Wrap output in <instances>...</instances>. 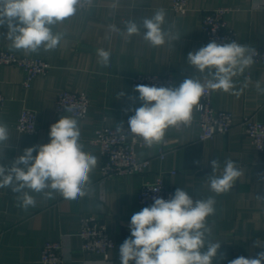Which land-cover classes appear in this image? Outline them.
<instances>
[{"label":"crops","instance_id":"crops-1","mask_svg":"<svg viewBox=\"0 0 264 264\" xmlns=\"http://www.w3.org/2000/svg\"><path fill=\"white\" fill-rule=\"evenodd\" d=\"M218 7L231 9L226 21L236 32L238 43L264 47V0H190L184 14L172 10V0H94L89 11L55 26V31H63L66 36L49 52L10 51L7 26L0 27V49L18 56H42L50 64L49 72L33 79L27 89L23 86L26 75L21 68L0 65V93L6 98L0 120L9 128L8 147L0 164L10 167L24 149L50 142V126L61 116H71L55 111L54 102L62 90L89 95L91 105L86 117H71L78 120L83 150L98 160L90 173L91 191L82 199L66 200L59 193L46 199L43 194L30 192L36 205L25 211L18 206L19 194L10 187L0 188V264H43L42 249L53 241L62 243L61 264H121L119 248L131 235V217L148 206L139 202L140 189L158 178L167 188L184 189L194 201L215 196L216 213L208 217L212 228L209 239L221 243V248L213 264H229L240 256L256 258L264 251V199L258 198L264 197V154L256 150L238 125L229 133L206 141L199 140L197 123L181 130L169 127L164 137V141L170 142L166 157H158L159 145L138 148L141 158L150 159L147 172L122 178H102V155L93 142L100 127L113 126L142 106L132 82L137 74L172 73L174 87L187 77L203 82L201 74L188 65L187 55L209 43L202 28V16ZM160 8L166 11L165 29L180 37L179 40L152 47L142 34L127 37V20L139 24L142 17L150 18ZM111 24L120 31H111ZM98 48L111 53L108 67L99 64ZM233 79L234 91L243 89L240 95L212 91L214 107L231 112L237 124L246 116L264 121V95L258 94L255 87L257 82L264 87V63L253 64ZM120 92L124 95H119ZM24 108L37 113L38 128L34 134L16 129ZM228 159L235 162L242 175L229 192L216 195L207 180L213 174L211 162L220 163L216 175H221ZM89 215L103 217L114 239L115 246L108 258L82 251L81 220Z\"/></svg>","mask_w":264,"mask_h":264},{"label":"clouds","instance_id":"clouds-1","mask_svg":"<svg viewBox=\"0 0 264 264\" xmlns=\"http://www.w3.org/2000/svg\"><path fill=\"white\" fill-rule=\"evenodd\" d=\"M93 4L94 0H0V27L7 26L10 51L49 52L66 36L63 31H55V26L89 11ZM165 24L166 11L160 8L150 18L142 17L139 24L127 20L125 31L129 38L142 34L152 47H160L180 39L165 29ZM109 28L120 31L115 24ZM256 52L236 40L211 41L187 55L188 65L201 74L203 82L200 78L187 77L178 87L136 85L134 90L139 93L142 106L135 108V114L128 118V132L141 138L149 148L162 144L169 127L191 122L193 110L200 106L206 92L219 90L240 95L243 89L234 91L233 78L244 74L254 64ZM96 55L102 67L110 65L109 51L98 48ZM255 87L258 94L264 95L260 82ZM118 94L122 96L124 92ZM123 130V124H119L116 131ZM49 137V143L24 149L10 167L0 164V188L10 187L19 194L18 206L25 211L36 205L30 192L43 194L46 199L59 193L66 200L75 201L91 191L90 173L98 160L83 150L78 120L61 116L50 126ZM8 141V125L0 120V158ZM211 166L213 174L207 180L216 195L229 192L242 175L231 159L224 161L221 175H216L220 168L218 161L213 160ZM150 188L153 192L159 191L158 186ZM153 200L150 206L132 215L131 235L119 248L121 264H213L221 248V243L209 239L212 228L208 217L216 213L215 196L194 201L184 189L177 188L170 199L153 197ZM219 258H223V254H219ZM229 264H264V251L256 258L240 256Z\"/></svg>","mask_w":264,"mask_h":264},{"label":"built area","instance_id":"built-area-1","mask_svg":"<svg viewBox=\"0 0 264 264\" xmlns=\"http://www.w3.org/2000/svg\"><path fill=\"white\" fill-rule=\"evenodd\" d=\"M190 0H172V10L177 14L188 11ZM228 7H218L206 11L202 16V28L208 42L227 43L237 39L236 32L228 25L226 15L230 13ZM257 51L254 64L264 63V47L253 46ZM0 65H11L21 68L26 75L23 82L24 88H29L33 79L46 75L50 70V64L42 56H18L14 52L0 49ZM133 84L156 85L158 87H174L173 74L164 75L139 73L132 78ZM6 98L0 93V113L5 105ZM91 105L90 97L84 92L62 90L54 102L55 111L59 114H69L78 118H85ZM71 108L72 111H66ZM127 119L117 122L113 126L104 125L96 131L93 140L101 151L103 179L122 178L130 175L145 174L150 166V159L141 158L138 148H147L143 140L133 137L127 130ZM197 123L200 126L199 140L206 141L217 135L229 133L235 126L242 129L243 134L251 140L256 150L264 154V121H256L246 116L237 124L231 112L218 110L213 104L212 91H208L201 97L200 106L194 108L192 120L188 125L175 126L181 130ZM119 124H123L124 130L117 132ZM37 113L29 108H24L18 118L16 129L19 132L34 134L37 132ZM170 142L164 141L159 144L158 157L164 159L168 154L167 146ZM159 191L153 192L150 187H157ZM175 190L167 188L161 178L154 182L142 185L138 199L142 205L150 206L153 197L168 200L174 195ZM79 236L82 240V251L108 258V253L115 246L111 234L108 232L104 218L97 215H89L81 220ZM62 243L60 241L47 242L41 253L43 264H61Z\"/></svg>","mask_w":264,"mask_h":264}]
</instances>
